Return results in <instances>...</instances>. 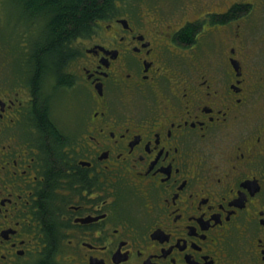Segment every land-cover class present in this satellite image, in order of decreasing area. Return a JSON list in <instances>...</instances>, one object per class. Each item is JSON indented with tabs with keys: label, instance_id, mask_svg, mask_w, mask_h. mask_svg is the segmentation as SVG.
<instances>
[{
	"label": "flooded vegetation",
	"instance_id": "1",
	"mask_svg": "<svg viewBox=\"0 0 264 264\" xmlns=\"http://www.w3.org/2000/svg\"><path fill=\"white\" fill-rule=\"evenodd\" d=\"M18 5L0 264H264V0H114L58 70Z\"/></svg>",
	"mask_w": 264,
	"mask_h": 264
},
{
	"label": "trees",
	"instance_id": "2",
	"mask_svg": "<svg viewBox=\"0 0 264 264\" xmlns=\"http://www.w3.org/2000/svg\"><path fill=\"white\" fill-rule=\"evenodd\" d=\"M18 8L30 13L38 39L30 50L38 68L59 69L67 60L72 40L91 31L92 22L113 9L114 0H18ZM29 15V14H28ZM40 119L45 123L44 112Z\"/></svg>",
	"mask_w": 264,
	"mask_h": 264
},
{
	"label": "rangeland",
	"instance_id": "3",
	"mask_svg": "<svg viewBox=\"0 0 264 264\" xmlns=\"http://www.w3.org/2000/svg\"><path fill=\"white\" fill-rule=\"evenodd\" d=\"M2 0H0L1 3ZM4 1V0H3ZM7 3L0 4V43L7 47V51H14L15 43L10 38H6L7 34L12 32V23L15 21V15L17 14V9L15 3H19L18 0H5ZM178 0H144L145 9L149 8L151 10L158 9L161 12H171L174 14L177 10ZM6 38V40H5ZM5 40V42H3ZM24 50V48H22Z\"/></svg>",
	"mask_w": 264,
	"mask_h": 264
}]
</instances>
